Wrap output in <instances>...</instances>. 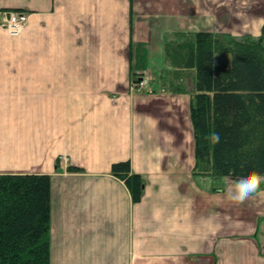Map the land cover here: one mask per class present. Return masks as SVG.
Listing matches in <instances>:
<instances>
[{"label": "crops", "instance_id": "1", "mask_svg": "<svg viewBox=\"0 0 264 264\" xmlns=\"http://www.w3.org/2000/svg\"><path fill=\"white\" fill-rule=\"evenodd\" d=\"M10 9L27 20L0 24V173L50 175V264H264V184L239 203L236 180L193 172L194 71L164 55L179 33L264 35V0H0ZM125 159L138 201L110 173Z\"/></svg>", "mask_w": 264, "mask_h": 264}, {"label": "trees", "instance_id": "2", "mask_svg": "<svg viewBox=\"0 0 264 264\" xmlns=\"http://www.w3.org/2000/svg\"><path fill=\"white\" fill-rule=\"evenodd\" d=\"M178 37L165 38V69L194 71L193 172L233 180L264 175V35L196 31ZM216 54L229 58L216 61ZM110 173L124 181L133 201L141 198L145 179L128 159L112 162ZM0 264H50L48 173H0Z\"/></svg>", "mask_w": 264, "mask_h": 264}, {"label": "clouds", "instance_id": "3", "mask_svg": "<svg viewBox=\"0 0 264 264\" xmlns=\"http://www.w3.org/2000/svg\"><path fill=\"white\" fill-rule=\"evenodd\" d=\"M211 139L215 143H219L220 141L218 134H213ZM262 182H264V175L258 172H251L229 185L227 198L235 202L243 203L252 193L257 191Z\"/></svg>", "mask_w": 264, "mask_h": 264}, {"label": "built area", "instance_id": "4", "mask_svg": "<svg viewBox=\"0 0 264 264\" xmlns=\"http://www.w3.org/2000/svg\"><path fill=\"white\" fill-rule=\"evenodd\" d=\"M27 20V14L24 11L10 9L0 11V24L12 34H17L23 28ZM148 84V78L145 76L136 77L131 81V88L141 90Z\"/></svg>", "mask_w": 264, "mask_h": 264}, {"label": "rangeland", "instance_id": "5", "mask_svg": "<svg viewBox=\"0 0 264 264\" xmlns=\"http://www.w3.org/2000/svg\"><path fill=\"white\" fill-rule=\"evenodd\" d=\"M224 55L222 54H216L215 55V60L216 61H220V60H224L225 58L223 57ZM228 56V55H227ZM229 58V56L227 57ZM261 226H264V218L261 220V223H260ZM259 230H261V228L259 227Z\"/></svg>", "mask_w": 264, "mask_h": 264}]
</instances>
